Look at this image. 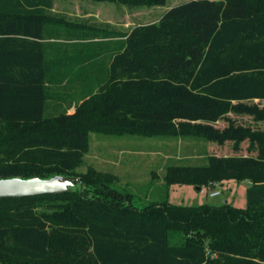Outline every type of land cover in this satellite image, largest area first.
<instances>
[{
	"label": "trees",
	"instance_id": "obj_1",
	"mask_svg": "<svg viewBox=\"0 0 264 264\" xmlns=\"http://www.w3.org/2000/svg\"><path fill=\"white\" fill-rule=\"evenodd\" d=\"M164 5L167 0H119ZM53 0H0V178L75 174L91 130L177 133L223 145L244 141L256 155H211L179 167L172 183L247 180V207L231 203L138 207L131 193L91 175L86 189L0 199V260L9 264H264V0H189L157 22L94 51L49 55ZM86 32L84 38H99ZM111 53L109 83L73 112L46 115L57 72ZM225 121L224 126L218 125ZM69 200L40 213L41 199ZM172 233L183 237L173 242Z\"/></svg>",
	"mask_w": 264,
	"mask_h": 264
},
{
	"label": "rangeland",
	"instance_id": "obj_2",
	"mask_svg": "<svg viewBox=\"0 0 264 264\" xmlns=\"http://www.w3.org/2000/svg\"><path fill=\"white\" fill-rule=\"evenodd\" d=\"M185 1L189 0H167L164 5L143 6L125 4L119 0H53L45 13L55 36L45 39L44 47L51 56H57L62 51L72 53L79 47L96 51L115 41L104 38L103 33H129L138 25L159 21L169 7ZM86 32L100 33L99 38H84L82 35ZM112 60L111 53L101 52L94 61L74 67L70 75L62 77L57 72L47 85L56 93V98L48 102L46 115L73 112L76 104L86 99L85 96L89 97L105 88L109 83ZM257 102L264 105V100ZM231 115L239 123L264 131V121H257L249 115ZM225 124V121L218 123L220 126ZM256 149L248 140L236 149L232 141L220 145L196 135H151L93 129L88 151L78 161L72 175L78 178L91 175L124 194L131 193L132 201L138 207L165 200L182 205L220 206L231 203L237 207H247V188L250 185L247 180H219L208 186L194 183L168 185V182L171 177L179 175V167H201L208 163L211 155H256ZM210 188L220 189L221 194L210 196ZM68 202L65 199L44 198L36 203V209L40 213H47L63 208ZM182 237V234H171L173 242ZM0 264L9 263L0 260Z\"/></svg>",
	"mask_w": 264,
	"mask_h": 264
},
{
	"label": "water",
	"instance_id": "obj_3",
	"mask_svg": "<svg viewBox=\"0 0 264 264\" xmlns=\"http://www.w3.org/2000/svg\"><path fill=\"white\" fill-rule=\"evenodd\" d=\"M85 182L71 174H53L50 176H12L0 178V199L25 197L48 193H64L86 189Z\"/></svg>",
	"mask_w": 264,
	"mask_h": 264
},
{
	"label": "built area",
	"instance_id": "obj_4",
	"mask_svg": "<svg viewBox=\"0 0 264 264\" xmlns=\"http://www.w3.org/2000/svg\"><path fill=\"white\" fill-rule=\"evenodd\" d=\"M209 192H210V196H217V195L221 194L220 189H215V188H210Z\"/></svg>",
	"mask_w": 264,
	"mask_h": 264
},
{
	"label": "crops",
	"instance_id": "obj_5",
	"mask_svg": "<svg viewBox=\"0 0 264 264\" xmlns=\"http://www.w3.org/2000/svg\"><path fill=\"white\" fill-rule=\"evenodd\" d=\"M169 8H171V7H169ZM169 8H168V9H169ZM166 11H167V10H166ZM166 11H165V12H166ZM161 17H162V16H161ZM125 34H126V33H125ZM110 39H115V38H110ZM81 48H85V47H79V48H76V49L72 50V53H75L76 51L80 50ZM86 64H88V62H86ZM86 64H85V65H86ZM215 189H216V188H215Z\"/></svg>",
	"mask_w": 264,
	"mask_h": 264
}]
</instances>
